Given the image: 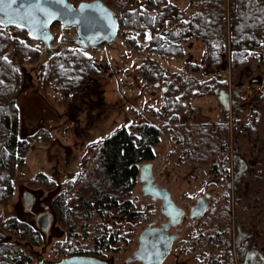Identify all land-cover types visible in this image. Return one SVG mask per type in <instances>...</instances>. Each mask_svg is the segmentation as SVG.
Masks as SVG:
<instances>
[{"label":"rangeland","instance_id":"obj_1","mask_svg":"<svg viewBox=\"0 0 264 264\" xmlns=\"http://www.w3.org/2000/svg\"><path fill=\"white\" fill-rule=\"evenodd\" d=\"M170 1L180 9L184 21L190 20L195 8L188 0ZM225 2L226 5H230L232 0ZM111 9L117 16L121 11L116 7ZM122 24L129 25L123 22ZM225 24L227 27L228 20ZM173 25V20L167 18L165 29L169 30ZM125 30L127 28H120V33L110 45L84 49V53L96 63L101 72L77 93H71L65 104L61 103L62 100L57 101L58 94L52 88L43 91H37L35 88L40 69L49 59V54L42 45L37 61L34 63L25 61L15 65L24 69L21 70L20 76H15L18 85L17 106L20 110L19 133L26 137L41 130L45 136L42 137L40 134L31 139L24 155L25 167L17 173L12 197L8 203L0 206V222L14 217L34 227L37 216L47 211L53 218L49 230L45 234L41 233L43 244L40 247L25 248L26 255H30L33 261L46 264L47 261L63 258L68 252L63 248L69 245L70 251L75 249L90 254L92 250L90 240L97 233V226L102 221L95 219L88 224L90 227L85 232L80 231L68 237L65 229L59 225L51 205L52 199L67 188V183L79 180L82 161L89 156L88 147L102 143L115 131L127 127L132 122L161 124L154 117V111L149 108H159L164 90L175 78L182 79L184 84L192 86L193 93L198 91V81L201 83L213 78L215 81H225L226 84L229 80L232 89L229 92L226 85L224 90L234 93V88L239 89L240 96L242 94L247 101L240 103L237 111L232 109L231 113L224 112L223 115L215 95L197 97L194 94L190 95L191 98L183 102L178 121L169 125V128L174 126L175 130H162L160 143L154 147L156 155L152 168L154 180L158 186L167 188L175 204L186 212L197 197L210 193L214 198L209 201L210 212L205 216L208 222L219 221L220 225L226 220L228 223L237 220L251 223L257 232H261L264 239V102L261 101L263 94L258 95L257 82L258 78L264 76V42L256 49L255 58L249 60L246 65H230V60L227 59L225 70L220 72V77L214 75L216 68L203 66L199 71H190L194 72L191 74L193 78L191 80L186 77L187 72L181 68L184 63H201L205 42L201 38H189L183 41L182 56L179 58L153 55L166 71L162 79L155 83L159 86L148 88L134 71V67L140 62L139 59L146 56L147 52L144 48L135 49L131 46L133 43L129 45L124 38L123 34L129 38L134 37L138 31ZM52 32L57 36L62 33L58 26L53 27ZM32 44H38V41L34 40ZM53 45L60 46L61 49L67 48L60 43L59 38L55 39ZM6 58L13 59V56L8 53ZM187 106L192 109L189 113L186 112ZM252 113L254 120H251ZM222 115L227 118L229 128L226 140H223L225 143L219 151L224 150L229 155L228 166H232L230 164L232 158H242L248 165L244 183L237 190L231 187L229 194L224 192L221 184L215 182L214 177L217 174L210 171L209 164L214 162L218 148L209 137L214 127L210 122L220 121ZM199 124L204 125V131L207 132L204 139L208 144V151L214 153L209 157V163L203 165L199 163L198 156L201 141L198 133ZM234 167L236 168V165H233ZM38 173H43L54 181L57 188L48 191L30 187L27 180ZM140 186L138 182L130 198L134 202L135 210H145V215H149V218L147 216L138 220L127 218L122 222L117 220L113 227L119 228L122 237L115 246L119 251L100 253L105 258L117 256L119 260L116 264H124V261L132 256L143 229L156 218L159 219L158 224L163 221V217L159 215V204L149 205V199L142 196ZM27 193L31 194L32 203L26 208L24 197ZM223 209L231 210L230 219L225 220L224 218L228 216L221 215ZM212 211H215V214ZM187 222L190 220L185 217L183 224L179 225V230ZM203 232L205 233V230ZM169 233L176 232L171 229ZM0 235L3 240H14L4 231H1ZM207 252L205 240L199 241L198 222V226L185 231L182 237L173 243L170 254L162 264H208L207 259L203 257Z\"/></svg>","mask_w":264,"mask_h":264},{"label":"trees","instance_id":"obj_2","mask_svg":"<svg viewBox=\"0 0 264 264\" xmlns=\"http://www.w3.org/2000/svg\"><path fill=\"white\" fill-rule=\"evenodd\" d=\"M69 1L77 5L81 1L91 0ZM101 1L110 9L116 7L121 10L118 16L115 14L118 23L117 35L122 27L127 28L125 31H138L134 37L123 35L129 45L133 43L131 46L135 49L144 48L147 52L146 56L139 59L140 62L136 64L134 71L148 88L159 86L155 83L162 79L166 71L153 55L179 58L182 56V43L189 38H201L205 42L201 63H184L181 68L191 80V74L203 66L216 68L214 75L220 77V72L225 70L227 59L230 60V65H246L249 60L255 58L256 49L264 42V0H232L230 5H226V0H188L195 8L188 21L183 20L182 12L170 0ZM167 18H171L174 23L169 30L165 29ZM122 22L129 25L124 26ZM57 26L62 33L57 36L52 32L54 38L52 46L48 49L49 59L40 69L35 88L37 91L52 88L58 94L57 101L62 100L61 103L65 104L71 93L75 94L81 90L85 84L96 78L101 70L84 53V48L75 44L78 39L75 37L74 28H63L61 24L55 23L51 31ZM66 32L69 34H65ZM57 38L67 48L61 49L60 46L53 45ZM33 41L26 29L0 23V206L8 203L12 197L17 173L25 167L24 155L31 139L40 134L45 136L41 130L26 137L19 133L20 110L17 106L18 85L15 76H20L21 70L24 69L15 65L25 61H37L41 43L34 45ZM8 53L13 59L6 58ZM191 70L194 72H190ZM226 85L225 81L210 78L201 83L198 81V91L193 93L192 86L184 84L182 79L175 78L164 90L159 108H149L154 111V117L161 124L132 122L127 127L115 131L102 143L88 147L89 156L82 161L79 180L67 183V188L52 199L51 205L59 225L65 229L68 237L80 231L85 232L90 227L88 224L95 219L102 223L97 226V233L90 240V254L75 249L70 251L69 245L63 248L68 250L64 257L91 255L105 258L100 255L103 251H119L115 246L122 237L119 228L113 227V224L117 223V220L122 222L127 218H149V215H145V210H135L130 197L138 183L140 166L152 162L156 157L154 147L160 143L162 130H175L174 126L169 128V125L178 121L183 102L189 100L190 95H215V89H224ZM246 101V98L239 94L234 110L237 111L240 103ZM261 101L264 102V92ZM191 110L190 106H187L186 112ZM224 112L222 110L223 115ZM223 115L220 121L213 124L211 135L209 134L219 149H222L225 143L223 140H226L229 128L227 118ZM251 120H254L253 113ZM204 129V125L199 124V136L207 134ZM215 135L218 137H213ZM212 153L213 151H208L199 141L198 156L201 165L209 163V157L214 154ZM215 154L217 156L214 162L209 163L210 171L221 175L220 164L226 153L223 150ZM27 184L48 191L57 188L55 182L43 173L27 180ZM221 215L227 216L224 213ZM225 223H228V220ZM1 231L14 240H3L0 237V264H43L33 261L32 257L25 253V248L40 247L43 244V236L35 225L33 227L27 222L9 217L0 222V233ZM215 234L216 238L207 240L209 251L221 257L225 247L224 236L217 231ZM238 259H241L240 253Z\"/></svg>","mask_w":264,"mask_h":264},{"label":"water","instance_id":"obj_3","mask_svg":"<svg viewBox=\"0 0 264 264\" xmlns=\"http://www.w3.org/2000/svg\"><path fill=\"white\" fill-rule=\"evenodd\" d=\"M21 9L20 16L30 13L21 20L13 16L15 23L7 22V17L0 13V20L6 26L22 27L28 31L31 39L38 41L48 53L52 46L54 35L51 27L55 23L61 24L63 28H74L77 46L84 49L100 47L112 44L118 31V23L115 13L101 0L81 1L77 5L69 0L57 4L55 0H18ZM82 5L91 7L84 8ZM16 6H13L15 9ZM13 9H6L12 13ZM71 9V11H69ZM51 16V19H49ZM261 90V87L259 88ZM215 98L223 111L229 112L238 103V94L229 93L224 89H215ZM153 162H147L140 166L138 182L143 196H150L152 201L160 204V214L168 220L160 227L148 225L138 236V246L127 261H136L142 264H161L168 256L174 235L166 232L171 226L180 222L184 211L178 208L172 200L169 191L154 183L152 172ZM32 203L30 193L25 194L24 204L29 207ZM207 207L204 197L197 199L196 203L189 210V218L197 219ZM52 214L45 211L37 216L35 227L45 234L52 223ZM46 264H113V258H99L91 255H71L60 258L57 261H47Z\"/></svg>","mask_w":264,"mask_h":264},{"label":"flooded vegetation","instance_id":"obj_4","mask_svg":"<svg viewBox=\"0 0 264 264\" xmlns=\"http://www.w3.org/2000/svg\"><path fill=\"white\" fill-rule=\"evenodd\" d=\"M259 84V88L261 87V90H259L258 95L263 94L264 92V76L261 78H258L257 80ZM235 88H234V93H235ZM257 95V96H258ZM234 109V108H233ZM232 111V110H231ZM235 111V110H234ZM201 138V144L208 148V144L206 143V140L204 139L205 136H199ZM217 147V145H216ZM219 148V147H218ZM217 148V149H218ZM219 151V149H218ZM228 154H225L224 158L221 161V169L220 172H222L221 175H215L214 180L216 183L221 184V187L223 188L224 192L226 194H229L230 188H234V190H237L242 183L245 181V173L247 172L248 165L246 164L245 160L242 158L234 159L232 158L230 161V164L232 166H228L227 162H229ZM153 162V161H152ZM233 165H236V168H233ZM219 178V180H217ZM154 183L156 181L154 180ZM158 185V184H157ZM161 187V186H160ZM165 188V187H164ZM167 189V188H166ZM168 190V189H167ZM169 191V190H168ZM170 193V191H169ZM143 196V195H142ZM171 196V193H170ZM200 197L205 198V202L207 203L206 210L195 220H191L189 218V210L190 208L196 203L197 199ZM145 198L149 199V205L158 203L157 201H152L150 196H145ZM172 198V196H171ZM214 198L210 193H204V195H200L195 199V202L193 205L189 206L188 211H184L182 217L180 218V222L175 225L171 226L169 230L166 232L168 235H174L175 239L173 243L182 237L183 233L187 231L188 229L192 227L198 226L199 222V241L201 239L205 240L208 252L205 257L208 261V264H264V239L262 237L261 232H257L255 228H253L251 223H242L239 222L238 220L236 222H231V223H224L222 225L219 224V221L216 223H210L208 222L207 218L205 216L209 215L210 212V205L209 201ZM173 200V198H172ZM174 201V200H173ZM175 203V202H174ZM160 206V204H159ZM178 208H180L177 205ZM160 210V208H159ZM215 214V211H212ZM211 213V214H213ZM226 214L230 219V215L232 214L231 210H225L221 211V214ZM219 214V212L217 213ZM162 216L161 214H159ZM163 217V221L159 223V219H155L152 223H150V226H155V227H160L163 223H165L168 219ZM187 217L190 222H187L186 224L183 225V227L179 230V225L183 224L184 218ZM215 223V224H214ZM173 229L174 232L176 233H169V231ZM205 230V233L203 232ZM179 231V232H178ZM215 231L219 233H223V238L225 242V247L222 251L221 257H218L216 254L211 253L209 251V245H208V238L210 240L215 237ZM178 232V233H177ZM216 238V237H215ZM172 243V245H173ZM172 248V246H171ZM171 252V249H170ZM169 252V254H170ZM239 253L241 254V259H238ZM168 254V255H169ZM238 254V255H237ZM132 256L128 257L125 261L124 264H142L140 262L136 261H127L130 259ZM109 258H113V264H116V262L119 260L117 256H110ZM164 262V261H163ZM162 262V263H163ZM161 263V264H162Z\"/></svg>","mask_w":264,"mask_h":264},{"label":"snow or ice","instance_id":"obj_5","mask_svg":"<svg viewBox=\"0 0 264 264\" xmlns=\"http://www.w3.org/2000/svg\"><path fill=\"white\" fill-rule=\"evenodd\" d=\"M55 3L60 4L63 3V0H55ZM16 6L15 9H13V6ZM91 7L89 5H82L81 11L84 10V8ZM6 9H13L12 13H8ZM20 7L18 0H0V13H3L7 17V22L9 23H15V20L13 19V16L19 17L21 20L25 19L27 15H30V13H25L24 16H20ZM71 11V9H69ZM49 19H51V16H49ZM4 21L0 20V23H3ZM20 25L17 24V27ZM150 38V37H149Z\"/></svg>","mask_w":264,"mask_h":264},{"label":"crops","instance_id":"obj_6","mask_svg":"<svg viewBox=\"0 0 264 264\" xmlns=\"http://www.w3.org/2000/svg\"><path fill=\"white\" fill-rule=\"evenodd\" d=\"M207 69L209 70V69H211V68H207ZM214 73H215V71H214ZM238 90H239V89H236V90H235V93H236L235 95L240 94V93L238 92ZM199 112H201V108H199ZM210 123H211V124H214V123H212V122H210ZM218 149H219V148H218ZM218 149H217V151H218Z\"/></svg>","mask_w":264,"mask_h":264},{"label":"built area","instance_id":"obj_7","mask_svg":"<svg viewBox=\"0 0 264 264\" xmlns=\"http://www.w3.org/2000/svg\"><path fill=\"white\" fill-rule=\"evenodd\" d=\"M228 91L230 92L231 91V89H232V84H230V81L228 80Z\"/></svg>","mask_w":264,"mask_h":264},{"label":"bare ground","instance_id":"obj_8","mask_svg":"<svg viewBox=\"0 0 264 264\" xmlns=\"http://www.w3.org/2000/svg\"><path fill=\"white\" fill-rule=\"evenodd\" d=\"M228 87V86H227ZM231 110H232V108L230 109V111L228 112V113H231Z\"/></svg>","mask_w":264,"mask_h":264}]
</instances>
